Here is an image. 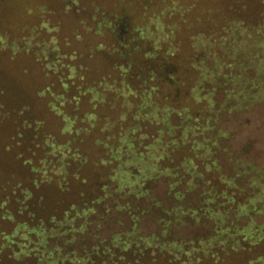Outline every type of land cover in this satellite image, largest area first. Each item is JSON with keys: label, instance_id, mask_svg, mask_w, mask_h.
Here are the masks:
<instances>
[{"label": "rangeland", "instance_id": "1", "mask_svg": "<svg viewBox=\"0 0 264 264\" xmlns=\"http://www.w3.org/2000/svg\"><path fill=\"white\" fill-rule=\"evenodd\" d=\"M201 2L206 3L0 0L4 13L0 21V206L4 201L8 211L22 209L47 218L51 206L70 200L68 192L76 196L73 230L49 237L46 248L59 245L61 252L84 260L127 232L195 243L216 232L207 216L180 212L184 206L202 212L204 187L189 190L188 176L155 178L146 185L148 195L140 197L116 192L115 183L102 178L91 161L86 179L78 178L72 186L66 175L57 173L83 171V154L68 156L63 146L50 143H66L73 137L82 149L89 143L83 132L76 135L67 128L89 124L88 113L97 111L99 93L105 90L102 83L107 88L113 82L141 89L147 82H156L149 71L171 82L176 66L156 47L155 20L164 29L169 14L185 8L191 17V8H201ZM215 98L219 110L213 122L223 134L218 151L223 169L234 172L238 159L264 164V103L232 111L221 105L224 93ZM173 120L179 123L177 115ZM14 223L0 218L1 228ZM9 245L7 252L0 250V264H36L37 255L39 264L47 259L33 250V242L24 244L23 250L21 243ZM25 249L27 257L22 253Z\"/></svg>", "mask_w": 264, "mask_h": 264}, {"label": "trees", "instance_id": "2", "mask_svg": "<svg viewBox=\"0 0 264 264\" xmlns=\"http://www.w3.org/2000/svg\"><path fill=\"white\" fill-rule=\"evenodd\" d=\"M205 1L191 8V17L185 8L169 14L164 29L155 20L156 47L176 66L171 82L149 71L156 82L141 89L102 83L105 90L99 93L97 111L88 113L89 124L67 128L76 135L83 132L89 143L83 149L74 137L50 143L63 146L68 156L83 154V171L57 173L72 186L86 179L91 161L102 178L115 183L116 192L140 197L148 195L146 185L155 178L188 176L189 190L204 187L202 212L191 206L179 210L190 217L207 216L216 232L197 243L127 232L83 260L61 252L59 245L46 248L49 237L73 230L77 203L68 192L70 200L51 206L47 218L8 211L1 202L0 218L15 223L0 227V250L7 252L13 241L23 250L30 241L47 258L44 264H264V164L238 159L234 172L225 171L218 154L223 134L213 122L217 93H224L221 105L232 111L264 103V0ZM27 193L30 197L32 190Z\"/></svg>", "mask_w": 264, "mask_h": 264}]
</instances>
